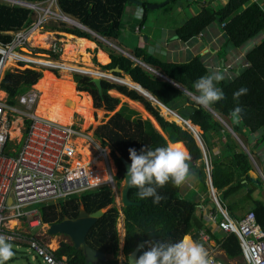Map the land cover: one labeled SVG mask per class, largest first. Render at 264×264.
Segmentation results:
<instances>
[{"label":"trees","instance_id":"obj_1","mask_svg":"<svg viewBox=\"0 0 264 264\" xmlns=\"http://www.w3.org/2000/svg\"><path fill=\"white\" fill-rule=\"evenodd\" d=\"M22 1L43 3L48 0ZM166 1L168 0H160V2ZM58 2L63 12L74 16L84 26L104 39L106 38L114 45L121 37L126 9L133 4L132 0H58ZM179 2V0H170V3L164 6V9L171 12ZM149 4H151L149 0H143V4L140 6L144 13L139 27H144L143 23L148 21V14L155 11L149 9ZM197 4L200 8H203L201 14L190 19L184 27L178 30V35L184 41L198 36L216 20L220 21L221 26L226 23L225 38L236 47L245 45L248 41L264 35V5L259 1L229 0L226 5L217 10L213 9V3L211 6H208V3H206L207 6L201 2H197ZM34 12L27 7L0 3V42L10 43L13 39L10 32H16L30 26L34 20V15H36ZM54 29L55 31L73 34L97 42L100 47L109 51L110 54L111 62L107 66H102L104 70L120 68L123 74L130 76L134 83L152 92L158 100L175 110L182 119L190 122L193 128L199 129L198 133L212 168V185L216 194L218 193L220 203L227 205L229 214L232 217L235 216L234 214L240 208V205L244 202L250 203L252 208L248 210L247 214L254 213L258 225L264 227V205L253 198V194L263 186L264 182L261 177L254 178L250 175L251 171L255 170L251 159L242 149V145L225 129L216 115L217 113L222 119L231 123L233 132L240 135V140L245 144L248 134L264 131V39L262 43L247 54L249 67L243 69L232 82L221 81L217 85L223 90L225 98L216 102L210 109L205 110L196 106L186 95L188 92L195 93L194 83L201 76L208 74V70L202 64L200 58L185 64H173L162 61L144 49L136 48L134 51L136 59L153 68L154 72L124 54L102 44L92 32L59 27ZM57 56L59 55L57 54ZM12 62L9 61L7 66H11ZM51 73L54 74L56 82L46 90L44 100L56 95L58 101L65 102L66 97H69L68 100L73 101L75 107L76 104L77 107H81L84 93L87 92L94 97L96 107L105 108L110 112L115 111L110 120L96 130L95 136L103 145L112 148L113 158L118 167L119 187L125 178V169L119 155L130 161L129 148H135L139 152L145 146L155 149L156 147L166 146L170 142H179L191 155V161L189 162L191 174L196 176L198 184L202 187V192L209 194L208 172L206 171L203 150L194 134L184 126L179 125L181 121L172 111L167 112L164 110L168 117H171L172 121H169L162 113L160 105L155 104L153 100L142 93L122 84L104 80L102 82L104 93L101 95L91 76L76 75L77 89L72 76L66 82V76L59 78L54 72ZM42 74L32 69L8 70L1 81L0 88L8 94L9 103L15 104L17 96L28 92L32 87H39L48 80L49 72L45 70L44 75ZM117 75L122 77V74ZM130 78L124 77L123 79L133 84ZM242 87L247 88L248 91L246 95L239 98V105L243 108V112L240 121L236 122L231 116L232 110L237 106V101L233 99V93ZM113 91L126 95L127 97H124L134 104L143 103L146 110L151 112L163 131L156 126L155 119H143L139 111L131 108L127 102L121 104L119 97L110 95V92L113 93ZM69 104L72 106L68 105L67 115L69 122H71L75 115V109L72 102L69 101ZM119 104L121 106L117 109ZM94 109L97 111L95 107ZM98 113L100 117H104V110L100 109ZM173 121H177L179 124ZM30 124V121L26 122L25 135L29 131ZM224 133L226 134L224 139L227 138V142L224 144L223 151L219 156L214 155L211 152L208 138L210 134L221 137ZM245 187L248 190L244 199L233 202L232 197L242 192ZM179 190L180 187H174L171 182L167 183L157 190L165 199L158 204H154L152 198L139 199L137 196L138 189L133 187L130 190L129 197L135 202H141L142 205L130 208L122 207L120 213L115 206L116 197L114 192L109 188H103L85 193L81 197H70L66 201L39 203L44 204L40 209L38 208L39 217L42 224L56 225L68 218L78 219L83 207L86 208L88 213L94 214L101 209L112 206L99 224L91 230L88 242L93 248L108 255V261L99 264H119L120 236L117 224L122 214L125 218L123 253L126 257L125 264H129L128 256L141 241H149V244L143 247L139 252V256L143 251L148 250L153 243L162 240L176 242L184 235L190 236L191 233L195 234L194 240L199 242L198 233L207 230L203 224V219L197 216L200 204L191 198L183 197ZM213 211H216L215 204ZM207 232L225 251V256L221 258L227 264H229V260L242 257L243 250L240 248L239 241L235 236L221 235V240H219L209 230ZM14 251L16 250L14 249ZM54 254L58 259L68 258L67 264H90L84 251L76 249L72 241H62ZM13 260L14 257L6 264L12 263ZM239 264L248 263L245 261V263Z\"/></svg>","mask_w":264,"mask_h":264},{"label":"built area","instance_id":"obj_2","mask_svg":"<svg viewBox=\"0 0 264 264\" xmlns=\"http://www.w3.org/2000/svg\"><path fill=\"white\" fill-rule=\"evenodd\" d=\"M57 6V0H52L48 8L42 4L27 6L36 11L31 25L10 32L13 37L10 43L0 42V84L5 72L11 69V66H7L11 60L20 64V67L26 66L32 70L36 69L30 66L37 65L40 69L54 70L56 73L63 69L57 62L49 66L31 57L35 47L32 36L45 29L49 18L72 20L57 11ZM222 27L225 29L226 23ZM57 43L51 45L54 52L58 51ZM39 96V91L32 89L18 98L16 104H10L8 98L0 97V234L15 246V250L28 246V250L35 254L32 259L40 261V264H49V260L53 264H67L68 258L58 259L54 254L56 250H51L44 236L34 233L42 225L36 206L39 203L66 201L70 197L103 188H110L117 194L118 168L110 146L81 132L74 124L61 125L38 116L34 108ZM19 120L22 124L17 130L26 131V122L30 121L31 124L26 135L24 133L21 138H14L11 136L12 129ZM81 138L87 139L85 145L90 147L93 154L88 163L79 150L77 141ZM204 160L209 174L210 162L206 154ZM101 162L104 163V172L98 165ZM213 198L222 217L218 222L215 221V215H211L217 230L227 236L237 237L243 249V258L248 264H264V227L258 225L254 213L242 220L230 219L215 195ZM12 220L20 221L22 225L18 226V222L17 226H11ZM200 240L205 244L210 243L209 236L204 232L200 233ZM204 247L214 259V264H227L207 246Z\"/></svg>","mask_w":264,"mask_h":264},{"label":"crops","instance_id":"obj_3","mask_svg":"<svg viewBox=\"0 0 264 264\" xmlns=\"http://www.w3.org/2000/svg\"><path fill=\"white\" fill-rule=\"evenodd\" d=\"M226 1L228 2V0H226ZM254 1H259L264 5V0H254ZM189 3H191L193 5L197 4V2H194V0H192V2H189ZM201 3L205 5L207 2H201ZM206 6H207V4H206ZM186 8H189V7L188 6L185 7L182 5V2H179L176 4L175 8L171 12L166 11L164 8L160 9L159 12H161L162 17H160L159 15L154 16V18L152 19L153 26H150V23H149L150 19H151L150 13H149L148 14V21L143 23L144 27H139L141 25L142 20H143V16H142L141 19H138V22L136 23L135 27L133 28L134 33H135L134 34L135 35V42L129 44V43H127V38L124 37L122 40V45L125 47V49H123L121 47V44L120 45H118V44L114 45L111 42H110V44L113 46V48H115V49L118 48V49L122 50V52H123L122 54H124L126 57L129 56L130 59H132V58L136 59V57L134 56V51L136 48L144 49V50L148 51L150 54H152L153 56L161 59L162 61H166L168 63H173V64H185V63H189V62L193 61L196 58H200L202 61V64H204L205 67L207 68L208 73L210 71L219 70L224 75L223 80H234L239 75V73L242 72V70L246 68L245 65L248 63L247 54L251 50H254V48L256 46H258L260 43L263 42L264 35H262L258 38H254L251 41H248L245 45H242L240 47H236L225 38L224 29L221 26L220 21L216 20L215 22H212L211 25L209 27H207L198 36H195L188 41H184L178 35V30L180 28L184 27L190 19L198 16L203 11V8H200V7L199 8L197 7V10L195 9V7H190V8H192L193 13H194L193 16L192 15L190 16L186 12ZM143 13H144V11H143ZM178 15H182V17H180L179 20H177V18H176V16H178ZM69 16L73 17L71 15H69ZM171 19H172V22H170ZM134 20H135V14H134L133 21ZM164 21H166V22H164ZM174 21H176V22L174 23ZM48 23H47V25H48ZM52 28H54V27H52ZM52 32H56V33L52 34ZM39 34H43V32H40ZM44 34H49V36H48L49 38H47L45 40V43H47V45L51 46L52 44H54V42H61L60 39L64 40V42H65V40L68 39L66 35H68L69 33L59 32V31L54 30V31H46V33H44ZM74 36L77 37L78 39H87V38H80L76 35H74ZM100 38H101V36H100ZM87 40L95 44V46L88 48V50H87L88 52L95 53L94 60L97 59V62H100V60H99L100 54L104 53V54L108 55L109 63L111 62L109 51L100 47L97 42H94V41L89 40V39H87ZM228 44H230V46H227ZM59 46H61V45H59ZM64 46H66V44ZM225 46H227L226 50L229 52L228 57H227V59H224L223 62H220L218 55L221 51H223ZM38 47H40V46H38ZM56 55L57 54H55V56ZM47 57H50V56L47 55ZM94 60H93V63L95 62ZM55 62H57L61 65L63 64V63H60L58 61V59H56ZM109 63L100 62L101 66H107V65H109ZM75 64H77V63H75ZM78 64H80V63H78ZM142 64L143 63H141V65ZM142 66H144V65H142ZM94 67H96V66H94ZM144 67L149 69L150 66H144ZM91 68H93V66ZM98 70H100V69H98ZM103 72L108 73L107 71H103ZM156 73H158V72H156ZM42 75H44V72ZM55 75L59 78L61 77L60 72H59V75H57V74H55ZM123 75L124 74L122 73V77L118 76L117 74H115V76H112V75H110V76L123 79L124 78ZM124 76L130 78V76H127V75H124ZM42 77H44V76H42ZM130 80L133 84H135V85L137 84V83H134L131 78H130ZM76 85H77V89H78L77 82H76ZM122 85H125V84H122ZM132 90H134V89H132ZM1 94H3V95L1 96ZM85 94H88L92 98V104H94L93 96L90 93L86 92V93H84V99H85ZM121 95H124V94H121ZM0 96L2 99L8 98V94L2 90H0ZM8 102H9V99H8ZM83 102H84V100H83ZM164 107L165 106H163V108ZM57 110H58L57 112H59V109H57ZM60 110H61V108H60ZM165 110H167V112H171V111H169L168 108ZM114 112H112L111 114H113ZM173 114L176 115V113H174V112H173ZM216 115L219 117V120L221 121V123L223 124L225 129L227 131H229L235 137V139L237 141L242 143V140H240V138H239L240 135H237L236 133L233 132L232 126L230 125L231 123H228L227 121L222 119V117L219 116L217 113H216ZM176 116L178 117V115H176ZM195 130H197L198 132L200 131L199 129H195ZM18 131L20 133V130H18ZM225 135L226 134L224 133V134H222L221 137H219L216 134H210V136L208 138V142H209V145H211V150H212L211 152L214 155L219 156L221 154V151L224 147V144L227 142V138L224 139ZM262 136H264V131H259L256 133L248 134L246 144H242V145L244 147L245 152L247 154L249 153L251 155L250 159L253 162V166L255 169L254 171H251L250 175L254 178L263 177L262 179L264 181V137H262ZM211 169L212 168L210 165V172H209L210 174H211ZM197 182H198V180H197L196 176L194 174H191L189 179L182 186H180L179 191L181 192L182 196L187 198V199H190V197H188V192L190 190H192L194 187L196 188ZM247 190H248V188L245 187L242 192H240L236 196L232 197V199H233L232 201L233 202H235V201L239 202L240 200L244 199V196L246 195ZM197 193L198 194L194 197V199L191 198L192 200L199 202V204H200L199 208H198L197 216L198 217L204 216L207 219V214H210V211H213L214 202L209 197V194H206L202 191H198ZM207 196H208V198H207ZM216 196L218 197V193L216 194ZM262 196H264V184L253 194V198L255 200L261 202L264 205V202L262 201ZM222 207L224 208L223 209L224 213L230 219H233V220H242L246 215H248L247 214L248 210L252 208L250 203L244 202L242 205H240V208L234 214L235 216L232 217L229 214V210L227 209V205H222ZM120 213H121V211H120ZM121 216H123V215L121 214ZM218 220H222V217L219 216ZM124 221H125V218H124ZM123 234H125V224H124ZM224 255H225V252H224Z\"/></svg>","mask_w":264,"mask_h":264},{"label":"clouds","instance_id":"obj_4","mask_svg":"<svg viewBox=\"0 0 264 264\" xmlns=\"http://www.w3.org/2000/svg\"><path fill=\"white\" fill-rule=\"evenodd\" d=\"M7 1H11L15 4H18V5H12V6L27 7V6L36 5V4L43 5L48 2L50 3L52 0H48L47 2H43V3H30V2H26L22 0H7ZM0 3H4V2L0 0ZM7 5H10V4H7ZM56 9L57 11L62 12L64 15L68 16L69 18L78 21V19L75 18L74 16H73L74 18L70 17L69 14H67L66 12H63L59 7V2H58V6L56 7ZM34 13H36V11ZM142 16H143V9L138 7L135 12V18L141 19ZM34 17H36V15H34ZM78 22L80 23V21ZM9 70H13V69H9ZM21 70H24V69H21ZM45 70H48V69H45ZM50 71L54 72L52 70ZM54 73L59 75L56 72ZM223 79H224V75L219 70L210 71L207 75L201 76L194 83L193 87L195 89V93L188 92L186 93V95L189 96L190 100L194 102L196 106L201 107L205 110L210 109L212 105H214L216 102L221 101L225 98L223 90L217 87V85ZM32 89H35V88L32 87L28 92L17 96L15 99L16 103H17L18 98L26 95ZM247 91H248L247 88L242 87L233 93V99L237 101V106L232 110L231 116L236 122L240 121L241 114L243 112V108L239 105V98L242 95H246ZM20 124H21V120L17 121L13 126L12 132L16 131L18 128V125ZM184 125L186 126L185 123ZM21 132L22 130H20V134ZM196 140L198 141L199 144L202 142L200 136L198 139L196 138ZM200 146L203 150L204 155L206 154L207 156V152L205 150L203 143L202 145L200 144ZM128 152H129V159L131 161V164L128 167V171L126 174L127 175L126 185L129 188H133V187L137 188L138 189L137 196L141 200L152 198V202L154 204H158L162 200L165 199V197L160 195L159 192L157 191L159 188L164 187L169 182H171L174 187L179 188L189 179L191 175L190 163H189L191 161V155L189 151L179 142H175V143L170 142V143H167L166 146L156 147L155 149L147 148L145 146V147H142L139 152H137L135 148H129ZM209 177H211L210 173L208 174L209 194H210V198L213 200L214 204L216 205V211L209 210L210 214H208L207 219L204 216H202L201 218L203 219V224L206 226L207 230H209L214 235V237H217L219 240H221L220 236L225 235V234L220 233L217 230V225L214 222L215 219H216L215 221H218V222H220L221 220H218V217H219L218 205L216 204V201H214V198H213V194H215L216 196V192L213 194L211 193ZM112 191L114 192V190ZM118 193L120 194L119 181H118V186H117V194H115L114 192L115 197L118 196ZM216 198H217L218 203L222 207V204L220 203V200L218 199L217 196ZM211 215H215L214 216L215 219H211ZM207 222L210 223L209 227L207 226ZM207 230H202L198 233L199 242L194 240L195 234L192 233L193 237L189 235H184L180 240L176 242H165L164 240H162V241L153 243L149 246L148 250L143 251L142 254L138 258H135L134 260H132L131 264H214V259L210 256L209 252L204 246L208 247L211 245V243H214L218 249H220L221 251L223 250L221 249V245L215 239L211 237V235L207 232ZM201 232H204L207 236H209L210 243L205 244L204 242L200 240ZM123 236H124L123 239H121L120 237V255H124L123 248H124L125 234H123ZM229 236H233V235H229ZM239 245H240V242H239ZM14 256H15V252L13 250V244L4 235L0 234V264H6V262L12 259ZM217 257L223 262H225L221 257L219 256ZM242 258H243V255H242ZM49 264H53V262L49 260ZM119 264H120V260H119Z\"/></svg>","mask_w":264,"mask_h":264},{"label":"rangeland","instance_id":"obj_5","mask_svg":"<svg viewBox=\"0 0 264 264\" xmlns=\"http://www.w3.org/2000/svg\"><path fill=\"white\" fill-rule=\"evenodd\" d=\"M138 1H141L143 3V0H138ZM149 1L151 2V4H149V5H161V4L164 3V2H160V0H149ZM179 1L182 2V5L183 6H185V7L188 6L189 7V8H186V12L190 16L191 15L193 16V14H194L192 8H190V7H195L196 10H197V7L198 8L200 7L198 4H196V5L194 4L193 5V4L189 3L187 0H179ZM199 1L200 2H207L208 3V6H211L212 3H213V9L214 10H217L220 7L222 8V6L226 5V3H227L226 0H194V2H199ZM3 2L6 3V4H10V5H18V4H15V3L11 2V1H7V0L6 1H3ZM50 4H51V2L50 3L48 2V3L43 4L42 6L44 8H48L50 6ZM138 7L140 8V6H138V5L131 4L126 9V12H125V15H124V19H123L121 37L116 41V43L118 45L121 44V47L123 49H125V47L122 45V40H123L124 37L127 38V43H129V44L135 42V35H134L135 33H134V29L133 28L135 27L136 23L138 22V19L135 18V20L133 21V18H134V14H135V12H136V10H137ZM174 8L175 7H173V9ZM159 11H160V9L150 12V18H151L150 19V22H149L150 23V26H153L152 19L154 18V16H158L159 15L160 17H162L161 16V12H159ZM180 17H182V15L176 16L177 20H179ZM49 19H51V20L49 21V23H48L47 26L46 25L44 26L45 29L43 31H38V32L46 33V31H54L55 30L54 29L55 27L80 29L78 26L73 25V23L68 22V21L64 20L63 18H61V17H55V18H49ZM176 21H174V23ZM164 22H166V21H164ZM170 22H172V19L170 20ZM52 27H54V28H52ZM81 30H85V29L82 28ZM52 33H56V32H52ZM36 34H38V33H36ZM94 36L96 38H98L102 42V44H105L107 47H111L115 51H117L119 53H123L122 50H120L118 48L117 49L113 48V46L110 44V42L108 40H106V39H104L102 37L100 38L99 36H96V35H94ZM67 40H65V42H64V40L60 39L61 42H58L57 43L58 44V51L57 52H54V49H52V47L49 46V45H48L49 46L48 48H40V47H36L35 46L34 47V52H33L34 56L32 58H35L37 60L36 62H38V63H44L45 65H49V66H54L55 64L52 61H55L56 59H58V61L60 63H63L62 64L63 69L60 70V76H61L60 78L69 75V76H72V78L76 81V79H75V76L76 75L91 76L92 78L94 77V75H100L101 78H104L105 80L110 81L111 83H117L118 82L117 84H120L122 82L121 84H131L128 80H125V79H116L115 77L110 76L108 74V73H110L109 72L110 70H104L103 67L101 66L100 62H97V59L94 60L95 53H93V52H89V54H91V56H92V64L91 65H87L83 61L77 62V64H75V63H71V62H68L65 59H63V56L65 54V46L64 45L66 44V41ZM59 45H61V46H59ZM227 46H230V44H228ZM227 46H225V48L223 49V51H221L219 53V55H218L219 56V59H220V62H223V60L224 59H227V57H228V53L229 52L226 50ZM24 51L26 53H28L26 50H24ZM55 54H58L59 56H57V55L55 56ZM47 55H49L50 57H47ZM93 60L95 61L94 63H93ZM200 61H201V59H200ZM78 63H80V64H78ZM247 64H249V63H247ZM92 66H93V68H91ZM94 66H96V67H94ZM30 67H34L36 70H38V72H41V73L45 72V69H40V67H38V65L37 66H30ZM17 68H19V69H21V68L22 69H27L26 66L20 67V64H16L13 61L12 62V65H11V69L14 70V69H17ZM72 68H74L76 70H83L86 73L72 71ZM29 69H31V68H29ZM98 69H100V70H98ZM101 69L103 71H107L108 73L103 72ZM52 71H54V70H52ZM48 72H49V78H48V80L45 83H43V84H41L39 86V88L42 91V93L44 94V96H46V90L48 88H50L52 85H54L55 82H56V78H55L54 74H52L51 71H48ZM105 77H107L109 79H106ZM123 77H125V76L123 75ZM115 81H117V82H115ZM222 81L232 82L233 80H222ZM131 85H133V84H131ZM111 94L114 95V96L120 97L121 103L127 102L128 105L131 108H134V109L138 110L139 113L141 114V116L143 117V119H152V120L155 119V117L151 114V112L148 111V110H146V108H145V106H144L143 103H141V102L138 101L140 103L139 105L134 104L131 101H129L128 99H126V97H124L125 95H121L117 91H113V93H110V95ZM146 97H148V96H146ZM148 98L151 99L150 97H148ZM68 99H70V98L69 97H66L65 102L58 101L57 96L54 95V96H51L48 100H45V102H43V104H41L39 108H42V105H44V107L46 105H49L50 106V111H51L52 114H54L55 116H58V117H62V119L64 120V122H68V123L74 122V125H76L81 132H84L86 135L91 136V137H94L97 140H99L95 136V132H96V130L100 126L106 124L110 120V117L112 115L111 114L112 112H109L105 108H98V107H96L95 100H94L93 111L92 112L91 111H83L80 107H77V104H76V107H75L73 101L68 100ZM151 100H153V99H151ZM69 101L72 102V104L74 105V109H75V115L73 116V119H72L71 122H69L68 115H67L68 105L70 107L72 106L71 104H69ZM153 101H154L155 104H158L159 105V103L156 100H153ZM47 102H48V104H47ZM120 106H121V104L118 105L117 109ZM36 107H37V105L35 106L34 111H35ZM94 107L96 108L97 111H95ZM60 108H61V110H60ZM164 108L167 109L166 107H164ZM164 108H162V111H163L162 113L167 117V119L169 121H172L171 120V117H168V115L165 113V111H164L165 109ZM44 109H42V110H44ZM57 109H59V112H57L58 111ZM100 109L104 110V113H105L104 114V117H100L99 116L98 110H100ZM169 111H171V110L169 109ZM96 119L98 121V124H97ZM157 123H156V126H159V124H157ZM180 124L182 126H184V128H186L187 130H190L187 126L184 125L183 122H181ZM18 127H21V126L18 125ZM24 131H25V129L22 130L21 135L18 136L17 138H21L22 135L24 136V133H25ZM13 132H15V131H13ZM81 139H84V138H81ZM242 144H245V143L242 141V143H240V145H242ZM242 149H244L243 145H242ZM248 156H249V158H251V155L250 154H248ZM88 162H90V161H87V163ZM98 165L100 167H102V171H103L104 163L102 164V162H101V163H98ZM262 178L263 177H261V179ZM197 190L198 191H202V187H201L200 184H198V182H197L196 188L194 187L192 190H190L188 192V197L194 199V197L198 194L197 193L198 192ZM79 197H81V196H79ZM209 197H210V194H209ZM207 198H208V196H207ZM262 201L264 202V196H262ZM57 202H59V201H57ZM54 203H56V202H54ZM43 205L44 204H39L36 207L40 209ZM115 206L119 210H121V208H122V202H121V198H120V194L119 193H118V196L116 197V205ZM213 206H214V204H213ZM111 208H112V206L109 207V208H106L105 211H107V213H108V211ZM207 217H208V214H207ZM14 221L17 222V224L15 226L18 225V222H19V225L18 226H21L22 225L20 221H17V220H14ZM124 224H125L124 217L121 216L120 219H119V221H118V224H117V230H118V232L120 234L121 239H123V237H124L123 236ZM47 225L48 224H42L38 228V230L34 231V233H38V234H41L42 236H44V240H45L46 243H49L50 248H51L52 241H56L57 242L58 248L60 247L62 241H67V242L68 241H71V239L69 237L63 236V235L49 237L46 234ZM209 225H210V223L207 222V226L208 227H209ZM190 236L193 237L192 233H191ZM208 248L211 249L212 252H214L216 256H219V257L225 256L224 255V252L221 251L220 249H217L215 247V244L214 243H211V246H208ZM14 249H15V246L13 245V250ZM28 249H29L28 246H22L21 248H19L16 251H14L15 252L14 260L10 264H40V261L33 260L32 259V257L35 256V254L33 252H30ZM57 249L56 248L55 249H52L51 248V250H57ZM119 260H120V264H124L126 258H125L124 255H119ZM228 262H229V264H239V263H242V262L245 263V260L242 257H238L236 259L229 260Z\"/></svg>","mask_w":264,"mask_h":264},{"label":"water","instance_id":"obj_6","mask_svg":"<svg viewBox=\"0 0 264 264\" xmlns=\"http://www.w3.org/2000/svg\"><path fill=\"white\" fill-rule=\"evenodd\" d=\"M132 1H133V4L138 5V6H142V4H143L141 1H137V0H132ZM188 1L192 2V0H188ZM169 3H170V0L164 2L161 5H149L148 7L150 10H159ZM79 27L81 29L83 28L89 32L94 33L92 30H90L89 28L84 26L83 23H81V22H80ZM95 35L99 36L97 34H95ZM135 60H137V59H135ZM142 65L146 66L145 64H142ZM149 69H151L152 71H155L150 67H149ZM122 73H123V71L120 68L116 67L114 69H110V73H108V74L115 76V74H122ZM105 78L109 79L107 77H105ZM104 80L105 79L101 78L100 75H94V77H93V82L96 84L101 95H103V93H104L103 84H102V82ZM115 82H117V81H115ZM125 85L128 86L130 89H134L137 92L142 93L143 95L148 96L153 100H156L162 108H163V106H165L168 109H170L172 112L176 113V111H174L173 109L168 107L166 104H164L163 102L158 100L152 92H149L148 90H145V89L141 90L139 87L133 86L131 84H125ZM136 85L140 86L139 84H136ZM176 115L179 116L180 121L184 122L186 124V126L194 133L195 137L198 139L199 138L198 132H197V130H195V128L192 127V124L188 121L183 120L182 117L178 113H176ZM175 122L177 124H179L177 121H175ZM156 123H157V121H156ZM158 128L161 131H163L160 126H158ZM200 144L202 145V142ZM119 158H120V161L122 162L124 169H125V178H124L123 183L120 186V198H121L122 206L124 208L141 206L142 205L141 202H135V201L130 199L129 193H130V190L132 188H129L126 185V179H127L126 174L128 171V167L131 164V161L126 160L122 155H119ZM211 180H212L211 177H209V182H210L209 184L211 186L210 189H211V193L213 194V193H215V191L212 187V181ZM106 214H107V211H105V209H101V210L97 211V213L90 214V213H88L86 208H82L80 216L78 219L74 220V219L68 218L59 224L49 225V226H47L46 234L49 237H54V236H58V235H63V236L69 237L71 239V241L74 243L76 249H78V250L82 249L84 251L86 259H87L88 263H90V264H99L101 262H106V261H108V255L104 252H101V251L93 248L88 242V236H89L91 230H93L99 224V222L105 217ZM148 244H149V241L139 242L138 245L136 246V248L134 249V251L128 256V258H127L128 263L131 264L132 260H134L135 258H138L139 252L143 249V247L145 245H148Z\"/></svg>","mask_w":264,"mask_h":264},{"label":"bare ground","instance_id":"obj_7","mask_svg":"<svg viewBox=\"0 0 264 264\" xmlns=\"http://www.w3.org/2000/svg\"><path fill=\"white\" fill-rule=\"evenodd\" d=\"M65 20L73 23V25L80 26V23L74 19L70 20L68 18H65ZM36 33H38V34H36ZM39 33L40 32H35L32 36V41L34 42L33 46H36V47L40 46L41 48H48L49 46L47 45V43H45V40L47 38H49L48 37L49 34H44V33L39 34ZM52 34H54V33H52ZM66 36H67L68 40L66 41L65 54L63 56V59H65L66 61L71 62V63H77V62L83 61L87 65H91L92 64V56H91V54H89V52L87 50H88V48L95 46V44L88 41L87 39H78L77 37H75L72 34H68ZM33 56H34V54H31V57H33ZM99 60L102 63H109L108 55H106L104 53L100 54ZM52 62H54V61H52ZM48 71H50V70H48ZM72 71L86 73L83 70H76L74 68H72ZM69 78H70L69 75L66 76V82H68ZM116 79H119V78H116ZM133 85L138 87L135 84H133ZM36 89H37V91L38 90L40 91L38 104H37V107L35 109V113L38 116L43 117V119H46V120H49L52 122H57L61 125H72L74 123V122H72V123L64 122L62 117H58V116H55L54 114H52L50 111L49 105H46L45 107H44V105H42V108H39L40 105L43 104V102H45V100H44V94L42 93L40 88L36 87ZM140 89L143 90V88H140ZM2 95L3 94H1V96ZM80 108L83 111H91V112L93 111L92 98L88 94H85L84 102ZM42 109H44V110H42ZM19 134L20 133L17 130L15 132H12L11 136H13V137L20 136ZM77 142H78L79 150L81 151V153L85 156V158H87V161H90V157H92L93 154L90 150V147L85 145L88 143L87 140L86 139H79ZM100 168L102 170V167H100ZM103 172H104V168H103ZM10 224H11V226H15L17 224V222L13 220V221H11ZM51 248L52 249L58 248V244L56 241H52Z\"/></svg>","mask_w":264,"mask_h":264}]
</instances>
